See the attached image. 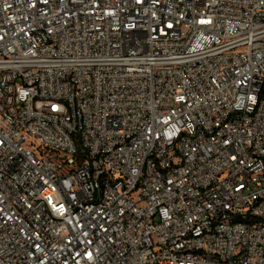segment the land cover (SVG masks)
<instances>
[{
	"label": "built area",
	"instance_id": "built-area-1",
	"mask_svg": "<svg viewBox=\"0 0 264 264\" xmlns=\"http://www.w3.org/2000/svg\"><path fill=\"white\" fill-rule=\"evenodd\" d=\"M0 264H264V0H0Z\"/></svg>",
	"mask_w": 264,
	"mask_h": 264
}]
</instances>
